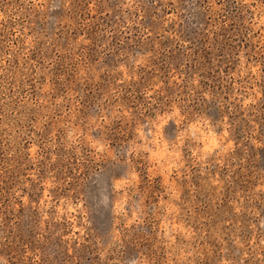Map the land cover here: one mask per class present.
Returning a JSON list of instances; mask_svg holds the SVG:
<instances>
[{
	"label": "rangeland",
	"instance_id": "1",
	"mask_svg": "<svg viewBox=\"0 0 264 264\" xmlns=\"http://www.w3.org/2000/svg\"><path fill=\"white\" fill-rule=\"evenodd\" d=\"M0 264H264V0H0Z\"/></svg>",
	"mask_w": 264,
	"mask_h": 264
}]
</instances>
